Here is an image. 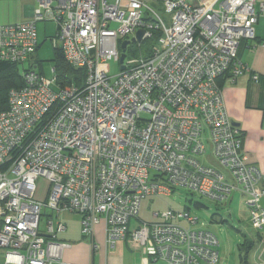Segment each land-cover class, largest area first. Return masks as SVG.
Returning <instances> with one entry per match:
<instances>
[{
  "label": "built area",
  "instance_id": "built-area-1",
  "mask_svg": "<svg viewBox=\"0 0 264 264\" xmlns=\"http://www.w3.org/2000/svg\"><path fill=\"white\" fill-rule=\"evenodd\" d=\"M154 1L170 25L145 0H38L30 19L0 25V61L31 59L38 22L53 21L54 47L85 70L81 86H63L56 68L52 78L23 69V85L9 90L8 108L0 111L5 264H78L62 260L68 242L50 239L66 229L63 211L82 216L87 236L105 219L111 248L127 240L157 264L218 263V237L185 210L167 209L157 213L161 221L130 230L144 199L174 188L223 204L238 192L247 197L254 229L264 232V173L242 152L243 131L228 115L218 82L249 70L239 46L255 38L264 3L224 0L216 9L193 0ZM142 29V42L161 32L151 53L127 54L125 69L109 75L101 64L121 66L122 42ZM41 178L49 181L45 200L37 199Z\"/></svg>",
  "mask_w": 264,
  "mask_h": 264
},
{
  "label": "crops",
  "instance_id": "crops-1",
  "mask_svg": "<svg viewBox=\"0 0 264 264\" xmlns=\"http://www.w3.org/2000/svg\"><path fill=\"white\" fill-rule=\"evenodd\" d=\"M223 1L193 0L195 4L201 5L214 3L216 9L220 7ZM262 1L264 3V0ZM37 7L38 0H0V25L28 20L33 16ZM255 30V38L244 39L239 46V57L249 70L235 80H232L228 73L222 76L218 82L223 91L228 115L243 131L242 152L248 155L249 161L264 173V12L259 17ZM256 75L258 76L257 79L254 78ZM209 159L212 162L210 164L216 165L215 160ZM241 197L245 199V203L247 197L238 192L232 195L229 202H234L235 199ZM262 203L264 204V197ZM160 212L163 211L155 210L152 217L148 219L141 217L140 209L138 218L131 220L129 224L130 230L135 229L141 221H161L162 218L157 216V213ZM247 213L250 221L248 207ZM49 214V211L46 212L47 217ZM60 218L65 223L66 229L57 231L55 237L50 236V239L70 244L62 252V260L65 262L78 264H157L152 257H147L141 250L132 248L127 240H119L115 248H111L107 243L105 219L97 224L92 236H87L83 233L80 214L63 211ZM43 232L46 234V226ZM244 234L251 238L259 237L256 248L251 254V261L253 264H264V232ZM92 243H96L98 248L94 249ZM4 256L5 250L0 248V264H5Z\"/></svg>",
  "mask_w": 264,
  "mask_h": 264
},
{
  "label": "rangeland",
  "instance_id": "rangeland-1",
  "mask_svg": "<svg viewBox=\"0 0 264 264\" xmlns=\"http://www.w3.org/2000/svg\"><path fill=\"white\" fill-rule=\"evenodd\" d=\"M162 16L168 25H170V15L165 13L161 4L154 0H145ZM39 47L35 54L28 61L21 63V69H34L46 78L54 76L53 68L57 66V52L54 47L52 38L57 32L56 23L53 21H40L37 24ZM135 47V51L133 48ZM140 46L135 43L129 46L127 50L128 58L140 57ZM103 70L109 75L119 73L121 66L112 60H108L101 64ZM211 147L208 146V153ZM199 159L203 163L210 164L208 156H200ZM39 189L37 199L44 200L47 195L49 181L47 178H41L38 181ZM170 194H162L159 196L147 197L142 202L141 217L151 218L155 210L164 211L167 209L185 210L193 216H197L200 222L207 223L219 239L220 260L217 264H242L241 256L245 255V237L244 233L255 234L257 232L248 218L247 206L244 198H237L234 202L218 203L211 199L201 196L200 194L190 192L184 188L171 189ZM236 194V193H234ZM200 204V205H197ZM151 205V206H150ZM48 208H44L41 219V232L48 221L46 212ZM45 234V233H44Z\"/></svg>",
  "mask_w": 264,
  "mask_h": 264
},
{
  "label": "trees",
  "instance_id": "trees-1",
  "mask_svg": "<svg viewBox=\"0 0 264 264\" xmlns=\"http://www.w3.org/2000/svg\"><path fill=\"white\" fill-rule=\"evenodd\" d=\"M161 32H154L151 38L146 39L140 45V55L148 56L151 53L152 47L157 41ZM57 52V66L56 71L58 81L63 86L71 83L82 85L85 78V70L82 68H75L71 66L64 58L63 52L59 49ZM135 51V47L133 48ZM23 69L19 64L9 61H0V111L8 108V92L11 88L20 87L23 85L22 77ZM197 205H200L197 203ZM258 234V233H257ZM245 237V255L241 256L242 264H253L251 261V254L256 248L259 237L251 238L244 234Z\"/></svg>",
  "mask_w": 264,
  "mask_h": 264
},
{
  "label": "water",
  "instance_id": "water-1",
  "mask_svg": "<svg viewBox=\"0 0 264 264\" xmlns=\"http://www.w3.org/2000/svg\"><path fill=\"white\" fill-rule=\"evenodd\" d=\"M143 36H144V30L142 29V30H139L137 32L136 37H133L130 40H125V41L122 42V44H121L122 54H121V59H120L121 69H125L124 60L127 57V47H128V45H130L131 43H134V42L141 43L142 40H143Z\"/></svg>",
  "mask_w": 264,
  "mask_h": 264
}]
</instances>
